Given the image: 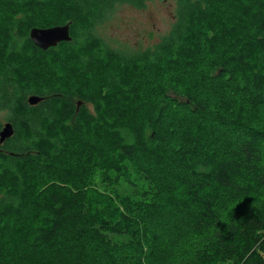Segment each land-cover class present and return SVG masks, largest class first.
<instances>
[{
  "label": "trees",
  "instance_id": "trees-1",
  "mask_svg": "<svg viewBox=\"0 0 264 264\" xmlns=\"http://www.w3.org/2000/svg\"><path fill=\"white\" fill-rule=\"evenodd\" d=\"M147 1L0 0V264H264V0H172L137 51L96 33Z\"/></svg>",
  "mask_w": 264,
  "mask_h": 264
},
{
  "label": "rangeland",
  "instance_id": "rangeland-1",
  "mask_svg": "<svg viewBox=\"0 0 264 264\" xmlns=\"http://www.w3.org/2000/svg\"><path fill=\"white\" fill-rule=\"evenodd\" d=\"M176 4L172 0H148L144 8L119 4L114 13L96 26V33L115 48L140 50L157 42L169 31L175 18ZM0 119L7 121V111H0ZM119 187L128 190L122 182Z\"/></svg>",
  "mask_w": 264,
  "mask_h": 264
},
{
  "label": "water",
  "instance_id": "water-1",
  "mask_svg": "<svg viewBox=\"0 0 264 264\" xmlns=\"http://www.w3.org/2000/svg\"><path fill=\"white\" fill-rule=\"evenodd\" d=\"M30 35L35 44L43 49L55 46L60 41H68L72 39L69 23L51 27H33ZM43 99V96L37 94H31L28 96V101L32 105L38 104ZM81 104L82 101H78V108ZM14 133L15 128L13 123L11 121H6L0 130V144H2L7 138L13 136Z\"/></svg>",
  "mask_w": 264,
  "mask_h": 264
},
{
  "label": "bare ground",
  "instance_id": "bare-ground-1",
  "mask_svg": "<svg viewBox=\"0 0 264 264\" xmlns=\"http://www.w3.org/2000/svg\"><path fill=\"white\" fill-rule=\"evenodd\" d=\"M244 16V15H243ZM247 17V16H246ZM242 21H244V20H242ZM242 73V72H241ZM239 75H240V73H239ZM8 80V79H7ZM15 81V80H14ZM10 82V81H9ZM8 85V84H7ZM29 87V86H28ZM9 88V87H8ZM13 90V89H12ZM37 90V89H36ZM14 92V91H13ZM22 92V91H21ZM44 94V93H43ZM9 95V94H8ZM12 97V96H11ZM73 98V97H72ZM219 98H221V97H219ZM87 102V101H86ZM54 105V104H53ZM11 107V106H10ZM79 111V110H78ZM80 114V113H79ZM78 114V115H79ZM72 118V117H71ZM80 118H81V116H80ZM72 123V122H71ZM107 134V133H106ZM105 134V135H106ZM105 137V136H104ZM210 154V153H209ZM155 156V155H154ZM209 163V162H208ZM201 170V169H200Z\"/></svg>",
  "mask_w": 264,
  "mask_h": 264
}]
</instances>
